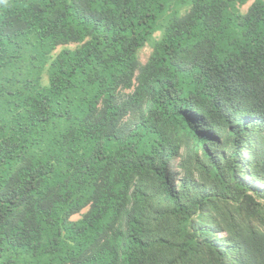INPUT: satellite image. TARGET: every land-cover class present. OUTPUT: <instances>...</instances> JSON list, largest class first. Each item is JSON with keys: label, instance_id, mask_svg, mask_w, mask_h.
Segmentation results:
<instances>
[{"label": "trees", "instance_id": "trees-1", "mask_svg": "<svg viewBox=\"0 0 264 264\" xmlns=\"http://www.w3.org/2000/svg\"><path fill=\"white\" fill-rule=\"evenodd\" d=\"M247 1L0 0V264H264Z\"/></svg>", "mask_w": 264, "mask_h": 264}, {"label": "rangeland", "instance_id": "rangeland-1", "mask_svg": "<svg viewBox=\"0 0 264 264\" xmlns=\"http://www.w3.org/2000/svg\"><path fill=\"white\" fill-rule=\"evenodd\" d=\"M252 2V0H248L244 5H242L241 7H240V10L241 11H244L246 8H247V6L250 4ZM71 47H73V45H70ZM150 52V48L148 47V46H145L142 50H141V52L139 53V56H140V59L141 60H143L144 61V59H145V57L147 56V54ZM45 78V77H44ZM45 79H43V81H44ZM78 216H79V214H75V215H73L71 218L72 219H76V218H78Z\"/></svg>", "mask_w": 264, "mask_h": 264}]
</instances>
